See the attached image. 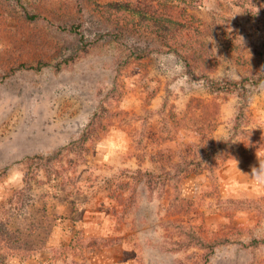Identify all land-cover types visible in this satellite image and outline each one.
Masks as SVG:
<instances>
[{
	"label": "rangeland",
	"instance_id": "1",
	"mask_svg": "<svg viewBox=\"0 0 264 264\" xmlns=\"http://www.w3.org/2000/svg\"><path fill=\"white\" fill-rule=\"evenodd\" d=\"M176 2L0 0V264H264V19Z\"/></svg>",
	"mask_w": 264,
	"mask_h": 264
},
{
	"label": "trees",
	"instance_id": "2",
	"mask_svg": "<svg viewBox=\"0 0 264 264\" xmlns=\"http://www.w3.org/2000/svg\"><path fill=\"white\" fill-rule=\"evenodd\" d=\"M169 3H175L176 1L181 4H185L186 7L196 8L199 5L200 0H167ZM177 3V2H176ZM232 3H235L238 7L245 8L251 14H253L256 18L263 20L264 19V0H232ZM154 20L150 21L152 17H140L139 24L143 25L147 29L155 33H162L164 37L169 39L178 40L179 37H185L182 34L181 27L173 24L174 19L169 14L160 13L154 16ZM128 21L135 22V20L129 16L125 18ZM177 21V20H176ZM175 25V26H174ZM179 53V52H178ZM209 55L208 50L205 52ZM181 54V53H179ZM211 54V52H210ZM186 64L189 67L190 63L187 58H185ZM264 83V75H247L241 78L238 81H229L224 83L215 82L210 80V87L214 91H232V90H240L245 93L246 86L248 84L260 85Z\"/></svg>",
	"mask_w": 264,
	"mask_h": 264
},
{
	"label": "clouds",
	"instance_id": "3",
	"mask_svg": "<svg viewBox=\"0 0 264 264\" xmlns=\"http://www.w3.org/2000/svg\"><path fill=\"white\" fill-rule=\"evenodd\" d=\"M259 158V167H253L252 168V172L251 174L253 175V177H256V178H259L261 176V173L262 171H264V169L261 168V165H260V157Z\"/></svg>",
	"mask_w": 264,
	"mask_h": 264
}]
</instances>
